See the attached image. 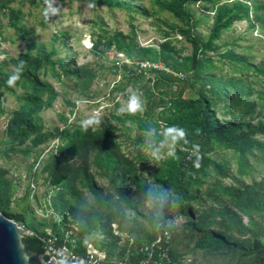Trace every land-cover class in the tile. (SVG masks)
Listing matches in <instances>:
<instances>
[{"label":"rangeland","instance_id":"rangeland-1","mask_svg":"<svg viewBox=\"0 0 264 264\" xmlns=\"http://www.w3.org/2000/svg\"><path fill=\"white\" fill-rule=\"evenodd\" d=\"M118 1L123 8L93 6L82 0H5L1 3L0 70L3 74L11 75L15 68L14 62L23 56L35 58L40 50H44L46 54H54L51 59L53 62L61 60L65 69H80L82 74L90 72L93 75L92 83L86 89L83 77L78 79L74 75L63 74L58 79L50 64L28 69L33 78L50 84L58 94L51 108H43L36 115H30L32 120H42V132L50 136L39 147L32 146L34 135L23 142L10 137V129L17 126L14 121L24 119L21 116L19 118V114L26 112L25 100L34 93L33 89H24L21 78L14 87L6 83L1 89L0 169L6 172L5 178L12 187L11 204L7 215H3L25 229L30 225L39 231L52 229L61 233L67 229V223L53 203L58 188L43 168L63 144L59 135L62 130L66 127H82L83 121L95 116L100 123L90 128L96 130L107 124L116 127L117 144L128 158L138 162L137 177L147 187L146 194L136 193L133 186L127 195L134 209L125 207L123 203L116 208L123 213L122 217L118 214L119 234L113 233V236L121 238L117 240L116 246L122 249L126 245V234L141 239L144 233L158 231L163 224H155L160 212H163L167 215L164 225L172 231V251L178 264H237L239 255L227 248H204V234L191 230L187 219L179 213L180 199L173 190L154 183V176L168 157L167 153L170 150L176 152L177 145L170 146L165 142L161 148L163 158L160 160L153 159L146 146L137 147L139 135L161 142L164 129L167 128L162 120L167 109L171 108V102L181 99L189 103L198 97L202 87L201 83L187 82L186 76L174 73L159 60L158 49L165 40L172 41L182 56L192 54L191 43L186 35L180 33L184 25L173 14L162 9L157 4L158 0ZM234 1L237 0H200L190 5L193 20L198 22L193 35L207 41L214 23L215 9ZM242 1L251 5L249 20L237 21L224 31L215 42L217 52L209 55L218 67L214 71L215 76L223 80L242 76L244 83L250 87L249 101L254 106L250 114L242 113L239 106L233 105L235 95L232 91L213 98L218 120L256 124L258 121L264 122V81L253 69L264 67V0ZM49 5L57 11L55 14L50 12L46 17L45 9ZM144 48H150L152 52L143 54ZM227 50L246 58L251 68L234 72L231 64L220 61L219 54ZM140 62H147L149 66L140 70ZM55 71L61 73L59 65L55 66ZM171 76L173 78H169ZM216 87L219 88L218 85ZM134 92L140 95L144 105L143 111L135 116L148 126L156 123L159 127L142 131L129 121L125 125L116 121L115 117L127 115L120 113L119 109L127 104ZM34 97L46 101L47 93L37 92ZM256 138L264 143L262 136L257 135ZM184 148L182 150L187 152ZM209 148L207 157L211 162L204 167V173L199 174L201 183L193 187L191 193H203L206 187L216 181L229 185L232 184V177H239L237 152L225 149L218 143ZM12 149L20 152H13ZM26 151L30 153L25 155ZM213 162L222 166L225 172L222 173ZM249 164L248 174L239 177L246 185L264 179V150L254 151V155L249 157ZM90 165L101 190L99 197L109 198L112 204L119 202L120 198L111 182L97 171L92 161ZM259 194L264 199V185L259 188ZM83 199L85 204L79 207L84 210L96 203L97 197L84 191ZM190 206L192 204L187 205V209ZM205 206L215 204L207 200ZM192 207L196 209V206ZM67 216L74 221L70 213ZM151 218L154 225L150 222ZM259 219L264 226V214ZM105 223L103 219L99 227L91 230L88 241L92 240L97 246L111 243V237L103 232Z\"/></svg>","mask_w":264,"mask_h":264},{"label":"trees","instance_id":"trees-1","mask_svg":"<svg viewBox=\"0 0 264 264\" xmlns=\"http://www.w3.org/2000/svg\"><path fill=\"white\" fill-rule=\"evenodd\" d=\"M3 1L5 0H0V10ZM82 1L93 6L102 5L109 9L123 8L118 0ZM198 1L200 0L157 1L162 9L170 12L183 23L184 26H182L180 33L187 36L193 47L191 55L182 56L172 41L165 40L158 49L160 62L174 73L186 76L187 82L201 83L202 87L198 91L196 99L189 103L181 99L174 100L171 102V108L167 109L162 123L166 127L177 126L185 129L187 143L183 140L176 143L175 158L168 156L162 162L154 176V183L162 188L173 190L180 199L179 213L187 219L191 230L204 234L206 237L204 248H227L239 255L237 264H264V226L259 219L264 214V199L259 194V188L264 185V179L246 185L239 178L248 174L249 157L254 155V151L264 150V143L256 138L257 135L264 138V122L258 121L256 124L253 122L237 123L217 119L216 101L213 96L221 97L223 93L232 91L235 95L233 105L239 106L244 114H250V109L254 104L249 101L251 90L244 83L242 76L239 78L232 76L226 80L215 76L214 71L218 67L216 61L209 55L217 52L215 42L219 40L224 31L237 21L249 20L251 5L242 0H237L231 4L224 3L218 6L215 9L214 23L208 40L204 41L193 35V30L197 27L198 22L193 20V15L189 9L190 5L196 4ZM206 1L214 2V0ZM43 51L40 50L35 58L23 56L14 62L15 66L21 60L25 62L20 78L23 80V88L33 89L34 93L26 97V112L19 114V118L21 116L24 119L14 121L17 126L15 129H10V137L13 140L23 142L34 135L33 147H39L50 136L42 132V120L40 118L32 120L30 115H36L43 108H51L58 94L50 84L33 78L28 69L37 68L41 64H50L54 76L58 79L63 74L74 75L78 79L83 77L86 80V89L90 87L93 80V75L90 72L82 74L80 69L69 71L64 68L61 60L55 62L51 60L54 55L52 52L46 54ZM142 52L147 54L151 53L152 50L144 48ZM219 55L220 61L228 62L234 67V72L251 68L246 58L235 55L232 50H227ZM56 65L60 66L61 73L55 71ZM253 69L255 74L264 81V67H253ZM9 76L0 70V91L7 83ZM37 92H46V101L40 97H34ZM62 119L66 121L65 118ZM115 119L122 125L129 121L142 131L159 127L156 123L148 126L144 120L135 115L127 114L125 117L117 116ZM115 132L116 127L112 124H107L96 130L89 127L87 131H84L82 127H75L74 129L66 127L59 134L63 144L58 147V152L52 156L51 162L43 168V171L48 173L51 182L58 188L53 198L55 207L60 211L65 222H68L67 213H70L74 222L78 224V249L80 252L83 251L88 242V235L91 230L99 227L100 221L105 219L103 232L110 236L112 241L110 244L102 243L98 247L106 251L110 260L123 258L128 244V241H125L126 245L122 249L118 245L116 246L117 240L121 238L113 236L111 221L116 220L119 227L118 217L123 215L116 208L121 205L120 203H123L125 207L134 209L127 197L133 186L136 193H147V187L139 181L136 174L138 162L128 158L121 151L116 142ZM146 138L148 136L139 135L137 147H145ZM154 140L156 144L160 143L158 140ZM215 143L239 154L237 170L239 177H232V184L227 185L222 181H216L206 187L203 193H191V189L201 183L199 174L204 173V167L211 162L207 155L210 151V145ZM146 147L149 149L148 146ZM183 147L187 149V152L182 150ZM11 151L20 152L16 149ZM29 153L30 151L24 152L25 155ZM139 160L141 161V158ZM91 161L97 171L111 182L120 198L119 202L112 204L109 202V198L101 199L99 197L101 190L91 171ZM215 166L222 173L225 172L222 166ZM5 174L6 172L0 169V212L7 215V210L11 204L12 187L5 178ZM84 191H89L95 195L97 200L96 203L88 205L83 210L79 205L85 204ZM207 200H211L215 206H205ZM189 204L196 206V209L194 210L192 206L187 209ZM16 219L22 218L16 217ZM166 221L167 215L160 212L155 225L163 224L164 227ZM150 222L154 225L153 218L150 219ZM26 228L34 236L25 237L24 244L33 252L45 255V246L41 240L46 236L45 230L39 231L34 225L26 226ZM162 228L151 234L144 233V238L141 239L132 234L130 236L132 235L135 238V244L140 246L154 241ZM171 255L175 264H178L172 249Z\"/></svg>","mask_w":264,"mask_h":264},{"label":"built area","instance_id":"built-area-1","mask_svg":"<svg viewBox=\"0 0 264 264\" xmlns=\"http://www.w3.org/2000/svg\"><path fill=\"white\" fill-rule=\"evenodd\" d=\"M148 64L140 62L139 69L145 70L149 66ZM67 220V229L64 232L45 230L46 236L41 238L47 252L46 256L54 259L55 264H175L171 255L172 232L166 225L154 241L140 246L135 244L134 237L126 234L124 238L128 244L124 257L110 260L106 251L100 249L92 240H89L85 244L83 252H80L78 244H76L79 232L78 224L69 216ZM111 228H115L117 232L114 231V233L119 234L118 224L114 219L111 221ZM29 235H33V233L29 231Z\"/></svg>","mask_w":264,"mask_h":264},{"label":"clouds","instance_id":"clouds-1","mask_svg":"<svg viewBox=\"0 0 264 264\" xmlns=\"http://www.w3.org/2000/svg\"><path fill=\"white\" fill-rule=\"evenodd\" d=\"M57 9L51 8L49 5L48 8L45 9V16L47 17L49 13L55 14ZM24 61H20L18 65L15 66L13 73L8 77L7 83L10 87H14L17 80H19L21 74L24 70ZM144 105L143 101L139 94L132 93L129 96L128 102L126 105L122 106L119 109L120 113H127L129 115H135L138 112L143 111ZM100 120L93 116L89 119L82 122V128L84 131H87L89 127L98 126ZM164 139L160 142V144H156V141L152 137H148L145 139V145L150 149V156L155 160H160L163 158V154L161 153V148L163 147L165 142H168L170 146H174L176 143L183 140L187 143L185 139L187 133L186 130L177 126H171L164 129ZM195 147V146H194ZM198 150V149H197ZM168 156L175 158V152L169 151L167 153ZM198 166V161H197Z\"/></svg>","mask_w":264,"mask_h":264},{"label":"water","instance_id":"water-1","mask_svg":"<svg viewBox=\"0 0 264 264\" xmlns=\"http://www.w3.org/2000/svg\"><path fill=\"white\" fill-rule=\"evenodd\" d=\"M27 236L29 230L0 213V264H55L46 251L44 255L29 249L24 244Z\"/></svg>","mask_w":264,"mask_h":264},{"label":"crops","instance_id":"crops-1","mask_svg":"<svg viewBox=\"0 0 264 264\" xmlns=\"http://www.w3.org/2000/svg\"><path fill=\"white\" fill-rule=\"evenodd\" d=\"M113 233H114V231H113ZM133 237V236H132ZM78 242H79V238H77V240H76V244H78ZM81 252H83V251H81Z\"/></svg>","mask_w":264,"mask_h":264},{"label":"bare ground","instance_id":"bare-ground-1","mask_svg":"<svg viewBox=\"0 0 264 264\" xmlns=\"http://www.w3.org/2000/svg\"><path fill=\"white\" fill-rule=\"evenodd\" d=\"M114 227H115V224H114ZM115 229V228H114Z\"/></svg>","mask_w":264,"mask_h":264}]
</instances>
